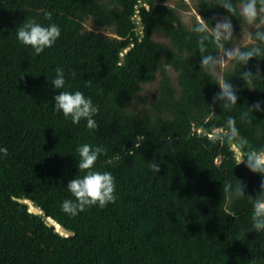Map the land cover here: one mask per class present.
Masks as SVG:
<instances>
[{"label":"trees","instance_id":"1","mask_svg":"<svg viewBox=\"0 0 264 264\" xmlns=\"http://www.w3.org/2000/svg\"><path fill=\"white\" fill-rule=\"evenodd\" d=\"M195 2L212 27L219 15H229L218 0ZM232 3L237 14L230 19L238 28L244 22L240 0ZM137 5L138 0H0V148L8 149L7 157L0 156V264H264V230L249 231L248 197L259 193L261 177L237 165L227 138H212L231 116L248 148H264V112L248 109L256 101L264 108V78L254 88L241 79L242 71L256 65L264 75V56L246 66L235 61L223 75L239 97L231 110L223 109L222 101L212 103L218 80L200 67L201 55L220 53L208 41L200 53L198 34L191 31L198 21L187 28L176 6L150 2L139 9L142 30L135 35L130 20ZM47 12L51 20L44 18ZM89 18L97 29L112 28L120 40L87 31ZM29 20L61 30L40 55L17 40L16 29ZM230 43L225 41V50ZM57 67L66 80L59 90L51 85ZM167 67L177 73V86ZM158 73L149 111L134 115L128 105ZM58 91L90 98L99 107V127L89 130L84 120L73 125L55 112ZM245 112L250 124L241 118ZM82 144L106 150L93 171L112 174L116 201L71 217L61 205L72 198L68 182L85 175L78 168ZM153 161L158 173L151 170ZM238 180L245 197L229 200L222 187H235ZM24 200L41 214L30 213ZM48 218L72 235L56 232Z\"/></svg>","mask_w":264,"mask_h":264},{"label":"clouds","instance_id":"2","mask_svg":"<svg viewBox=\"0 0 264 264\" xmlns=\"http://www.w3.org/2000/svg\"><path fill=\"white\" fill-rule=\"evenodd\" d=\"M218 3L229 15H226L222 21L216 20L214 27L210 26L204 17L197 15L199 18L198 22L191 28V31L198 34L197 44L201 54L207 51L205 47L206 41L213 43L219 53L222 54L218 56L213 54L201 55L200 67L209 73H216L219 66H224L230 61H237L246 66L254 58L264 56V15H261L264 14V0H240L239 15L243 17L247 25L256 29L254 35L249 32V44L252 46L247 50L239 46L225 50V41L233 38L234 27L230 16L237 14V7L232 3V0H218ZM149 11H151V8ZM44 18L51 20L52 13H45ZM60 34L61 30L55 23L42 26L35 20L22 23L16 29L18 42L24 46H30L34 50L35 55H40L45 49L53 47ZM73 76H75V73H73ZM257 78H264L259 65H256L254 70L249 68L241 73V79L251 88H254V81ZM90 83L89 81V85ZM51 85L55 90L65 87L66 80L62 67L55 69V78L52 80ZM218 86L220 92L214 96L212 103L215 104L217 101H222L221 108L231 110L239 99L236 90L222 76L219 77ZM53 100V110L61 113L65 119L70 118L73 125H79L81 120H84L86 121V128L89 130H95L99 127L94 119L99 112V107L94 105L92 100L85 97L81 91H75L74 93L58 91ZM248 109L250 112H264V108L261 107V101L254 102ZM214 116L215 112L211 111L209 118L211 119ZM248 116V112L241 114L242 120L250 124L251 120L248 119ZM226 124V128L213 131V141H222L227 138V141L233 143V146L237 148V165L244 164L251 173L258 174L261 177L259 193L254 199L251 196L248 197L252 202V229L249 231L254 230L258 233L264 230V148L259 150L248 148V141L240 135L239 129L236 127L235 118L229 116ZM139 147L140 144L135 145V148ZM77 152L80 157L78 168L85 175L82 178L75 177L68 182L67 190L72 198L65 199L61 205L62 211L71 217H76L93 206L103 209L108 204L116 201V185L112 174L110 172L93 171L99 156L106 154V150L99 146L93 148L89 144H82L78 147ZM7 155L8 149L6 147L0 148V156L7 157ZM150 167L155 173L160 171V165L156 161L151 162ZM244 187L242 181H239L235 187L231 182H226L222 187V191L231 200L245 197ZM231 215L235 217V213ZM250 264H255V261L252 260Z\"/></svg>","mask_w":264,"mask_h":264},{"label":"rangeland","instance_id":"3","mask_svg":"<svg viewBox=\"0 0 264 264\" xmlns=\"http://www.w3.org/2000/svg\"><path fill=\"white\" fill-rule=\"evenodd\" d=\"M152 2L154 5L162 4V5H167V6H176L178 8V15L180 18L181 23L187 27L190 28L192 24L195 21H198V16L199 12L196 8V2L195 0H138V5L136 6V15L137 18L135 17L134 19L131 17L130 20V25L133 26V32L135 35H139L141 33L140 29V19L138 16V12L140 7L149 4ZM239 9V7H238ZM264 15V14H261ZM225 16L219 15L217 17V20H223ZM232 23V21H231ZM259 23V21H257ZM233 24V23H232ZM85 29L89 32L96 31L101 33L104 36H109V37H114L119 39L115 34L112 28H99L95 26L92 18H89L85 24ZM234 27V33H233V38L231 39L230 46L227 50L232 49L234 47H245L250 45L249 44V32L254 33L256 29L253 26H249L245 23V21L238 27L236 28L235 25L233 24ZM155 41L162 43L166 48L169 47V41L165 39L164 37L160 35H155L153 38ZM120 40V39H119ZM131 47L128 46L126 49L122 51L124 54L126 50H128ZM222 55V54H220ZM235 61H230L224 66H219L217 68L216 73H209L211 74L214 78L219 80V77H223V75L230 70L234 66ZM167 74L171 79V82L174 86H177V73L170 67L166 68ZM161 77L158 74H156L155 79L147 84H144L141 86V91L138 93V96L136 97L135 100H133L129 105H128V110L133 113L134 115H142L146 112L149 111L150 109V103L152 102L153 98L158 94L159 90V83H160ZM231 150L235 154V159L237 160V148L233 146V143L230 145ZM230 149V148H229ZM233 155V154H232Z\"/></svg>","mask_w":264,"mask_h":264},{"label":"water","instance_id":"4","mask_svg":"<svg viewBox=\"0 0 264 264\" xmlns=\"http://www.w3.org/2000/svg\"><path fill=\"white\" fill-rule=\"evenodd\" d=\"M22 203H24V204H26V205H28V206L30 207V210H29L30 213H33V214H41V211L38 210V209H36V208L33 206V204H32L31 201H29V200H24ZM47 221H48L49 224L53 225L54 228H55V231L58 232V233H60L61 235H64V236L72 235V233L66 231L64 228H62V227L60 226V224H58V223H57L56 221H54L52 218H48Z\"/></svg>","mask_w":264,"mask_h":264},{"label":"built area","instance_id":"5","mask_svg":"<svg viewBox=\"0 0 264 264\" xmlns=\"http://www.w3.org/2000/svg\"><path fill=\"white\" fill-rule=\"evenodd\" d=\"M135 17L137 18L136 13L132 16V18L134 19ZM139 19H140V17H139ZM140 29L142 30V26H141V24H140Z\"/></svg>","mask_w":264,"mask_h":264}]
</instances>
